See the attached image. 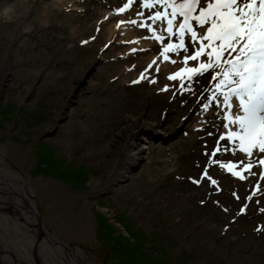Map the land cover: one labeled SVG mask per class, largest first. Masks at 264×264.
<instances>
[{
	"label": "rangeland",
	"instance_id": "374dc122",
	"mask_svg": "<svg viewBox=\"0 0 264 264\" xmlns=\"http://www.w3.org/2000/svg\"><path fill=\"white\" fill-rule=\"evenodd\" d=\"M122 1L0 0V172L21 175L14 189L33 192L15 212L33 204L37 229L46 226L85 263L125 264L144 251L152 264H264V155L253 152L246 170L236 142L221 139L222 108L204 109L211 73L192 90L185 81L183 92L159 66L156 83L133 81L150 50L163 47L130 53L106 40L99 10L113 22ZM140 6L134 0L124 16L156 10ZM231 160L245 179L225 170ZM3 203L0 264H23L9 256H30L31 236Z\"/></svg>",
	"mask_w": 264,
	"mask_h": 264
},
{
	"label": "snow or ice",
	"instance_id": "6c2138e0",
	"mask_svg": "<svg viewBox=\"0 0 264 264\" xmlns=\"http://www.w3.org/2000/svg\"><path fill=\"white\" fill-rule=\"evenodd\" d=\"M133 2L127 0L119 12H125ZM140 7L156 10L145 20L128 23L148 27L156 41L165 39L157 31L166 33L169 40L178 39L163 48L165 61L169 59L167 54L179 55L182 50L184 65L197 62L167 79L179 78L183 92L185 79L189 82L188 89L192 90L191 83L197 76L212 74L214 83L209 89L211 96L204 98L207 101L204 109L222 106L227 110L224 116L225 127L229 128L227 140L238 142L234 147L246 154V170H250L254 166L253 152L264 154V0H141ZM137 14L144 16L140 10ZM145 78L151 83L157 82L141 74L140 80ZM162 91H168V87ZM259 165L264 166V158L259 159ZM234 167L228 165L232 175L245 179L240 171H233ZM204 176L213 185L217 184L207 172ZM260 178L264 179V175Z\"/></svg>",
	"mask_w": 264,
	"mask_h": 264
},
{
	"label": "bare ground",
	"instance_id": "6f19581e",
	"mask_svg": "<svg viewBox=\"0 0 264 264\" xmlns=\"http://www.w3.org/2000/svg\"><path fill=\"white\" fill-rule=\"evenodd\" d=\"M118 7L119 6L115 7V9L112 11L113 14L117 15L116 16L117 18L113 22L110 21V19L113 18V16H109L110 14H109L107 9L105 10L104 8H100V10H99L100 15L104 16L105 22L103 24H108L107 28H105V34H104L106 36L107 41H118V42L126 43V44H128L126 47L127 49H130L131 47H135V49L137 51L149 50V49H151V48H153L159 44L162 45V47L164 48L170 41L173 42L172 40H169L167 38L166 33H161L159 31H157V34L158 35H164L165 39L163 42L156 41L155 38L151 35V31L149 30L148 27H144V28H146V31H147L146 36L143 35V36H140V38H137V36H139V35H135L134 31L131 32V28H132L131 23L128 24V22H127V21H129V18H126L124 16L125 14H127L129 8H127L126 11L123 13H117V9H119ZM143 17L138 15V18H135L132 20H137V21L145 20ZM122 21L124 23H121ZM117 22L121 25L116 26ZM148 23L150 24L151 21H148ZM134 27H136L138 30L141 29V27H138L136 25H134ZM157 28H159V24H157ZM174 40H176V39H174ZM177 42H178V39H177ZM126 48H125V50H126ZM151 51L152 50H150V52L147 56L146 63L150 59H154L155 63L153 64L151 71L155 70V67L159 66V70L164 75V80H166L165 77L167 75L169 76V75L175 74L176 72L181 71L186 67L194 66L196 63V62L190 61L188 65H184L183 64V57L185 55L184 53L181 56H175L172 54V57L169 58L167 61H165L162 59V54H163L162 52H159L157 54V53H153ZM191 54H192V49L190 47L189 55H191ZM173 60L176 61L175 64L172 63ZM146 63H144L143 67L145 66ZM127 70H129V69H127ZM133 73L134 72L126 73L125 77L129 76L130 74L132 75ZM125 77H123V79H125ZM234 103H236V102L234 101ZM220 108H222L221 112H223L224 116H225L227 110L224 109L222 106ZM234 110L235 109H233V111ZM225 124H226V120L223 119V125H222V131L221 132H222V137L227 139L229 128H226ZM229 127H231V126H229ZM236 143H238V142H236ZM254 152H258V151H254ZM237 154L241 157L247 158L246 154L241 153L238 150V148H237ZM258 154L261 156L264 155V154H260V153H258ZM256 156H257V154H256ZM3 174H1V172H0V193H2L6 197L2 198L3 196L0 194V201L4 202L5 204L8 205V207H7L8 212H9L8 216H11V220H12L13 224L14 223L17 224L19 221L18 224L24 225V227H25L24 230H22L23 232L25 231L26 234L25 233L24 234L27 236H31V238H29L30 242L27 241L30 243V247H31V248H29L31 250L30 256H25L26 254H24L18 248V250L20 251V252H18V255L15 256L13 253H11L12 255H10L9 258H11V259L16 258L17 260L21 261L23 264H91V263H85V262L80 261V259L78 257L79 250L70 246L67 243L61 242L62 240H61V238H59L58 235L48 234L49 230L46 228V226L43 227V225H42L41 227H39L43 230V232L40 231L39 229H37V226L35 225V221L32 220L33 210H32V212L28 211V209L31 210V208L33 207V204H30V205L24 204L26 206V208L24 207L25 209H22L21 208L22 206H21V207H18V213L15 212L17 210L16 208H13V207H16L15 204L19 203V205H20V203H22V201L25 202L26 200L27 201L33 200V199H31V196H30V194H32L33 192H30L29 190H27L26 189L27 187L22 188L21 183H19V185L21 186L20 189H16V188L14 189L13 186L15 185L17 179H19L18 182H20V180L22 179L21 175L8 173V174H5L6 176H4ZM22 181H23V179H22ZM23 183H25V182L23 181ZM31 203H33V202H31ZM4 207H5V205H4ZM24 210H26V213H24L25 212ZM5 214H7V213H5ZM19 214H22L24 216L23 217L24 220L20 219L21 217L19 218V216H18ZM14 215H15V218H13ZM31 223H33V225ZM7 228L9 229V227H7ZM15 230H17V229H15ZM14 234H16V232ZM21 234H22V232H21ZM21 234H20V236H21ZM36 235H37V238L39 241L42 240L41 244L38 247L34 243V241L37 240ZM46 235L51 241H53V245L48 243V241L44 242ZM5 248H6V246H5ZM5 250L9 251V248H6ZM10 264H12V263H10Z\"/></svg>",
	"mask_w": 264,
	"mask_h": 264
},
{
	"label": "trees",
	"instance_id": "16d2710c",
	"mask_svg": "<svg viewBox=\"0 0 264 264\" xmlns=\"http://www.w3.org/2000/svg\"><path fill=\"white\" fill-rule=\"evenodd\" d=\"M146 255L147 254L144 251L137 255H131L130 258H126L125 264H152V262L155 261L154 258H151L150 261H148L149 258H146Z\"/></svg>",
	"mask_w": 264,
	"mask_h": 264
}]
</instances>
